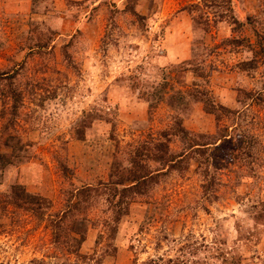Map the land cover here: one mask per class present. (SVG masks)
<instances>
[{
  "label": "rangeland",
  "instance_id": "374dc122",
  "mask_svg": "<svg viewBox=\"0 0 264 264\" xmlns=\"http://www.w3.org/2000/svg\"><path fill=\"white\" fill-rule=\"evenodd\" d=\"M263 92L264 0H0V264H264Z\"/></svg>",
  "mask_w": 264,
  "mask_h": 264
},
{
  "label": "trees",
  "instance_id": "16d2710c",
  "mask_svg": "<svg viewBox=\"0 0 264 264\" xmlns=\"http://www.w3.org/2000/svg\"><path fill=\"white\" fill-rule=\"evenodd\" d=\"M261 98H260V101L262 102V103H264V92L261 94V96H260ZM135 177H133V181H139V180H141L142 178H143V176H141V175H138V174H136V175H134Z\"/></svg>",
  "mask_w": 264,
  "mask_h": 264
}]
</instances>
